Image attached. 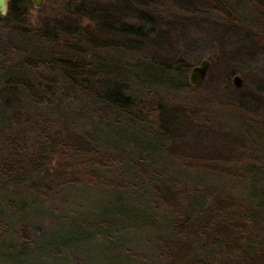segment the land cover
Masks as SVG:
<instances>
[{
  "label": "trees",
  "instance_id": "16d2710c",
  "mask_svg": "<svg viewBox=\"0 0 264 264\" xmlns=\"http://www.w3.org/2000/svg\"><path fill=\"white\" fill-rule=\"evenodd\" d=\"M165 1L111 0L101 6H110L108 15L117 13L108 30L131 36L121 43H101L115 50L117 58L96 55V40L73 21L56 19L54 25L46 21L38 29L30 27L33 0L8 1L0 20L5 31L0 39V264H20V259L51 264L55 256L56 264H103L117 261L121 253L126 264L264 261V183L258 185L264 169L255 160L263 153L264 114L240 103L236 114L191 112L142 96L161 84L173 91L197 88L188 84V65L156 64L135 56ZM211 1L230 25L264 50V0H247L261 10L250 23L233 17L235 6L228 0ZM59 2L67 14L81 18L89 13L84 0ZM122 12L139 25L115 27ZM84 41L89 51L81 45ZM128 54L132 59L124 60ZM135 62L139 71L129 80L126 72ZM261 88L254 93V107L259 100L264 103ZM73 104L77 111L69 113ZM46 111L56 116L54 123ZM229 114L237 123L218 122L215 130L226 129L238 153L217 160L237 168L208 171L204 169L214 161L194 159L199 167L186 170L178 155L175 166L156 168L153 152L175 155L170 139L183 126L201 122L211 130L217 117ZM137 138L148 145H137ZM246 151L255 157L247 158ZM189 173L200 177L201 187L186 185ZM215 175L232 181V190L219 186ZM239 182L245 184L239 188ZM88 192L102 201L88 202ZM61 228L75 234L58 238ZM151 234L160 243L157 249L150 247ZM91 243L95 248L105 243L106 255L84 256Z\"/></svg>",
  "mask_w": 264,
  "mask_h": 264
},
{
  "label": "rangeland",
  "instance_id": "374dc122",
  "mask_svg": "<svg viewBox=\"0 0 264 264\" xmlns=\"http://www.w3.org/2000/svg\"><path fill=\"white\" fill-rule=\"evenodd\" d=\"M108 1L111 0H84V4L86 5L85 8H88L87 11L89 13L84 12L85 16L80 18L79 15L65 13L61 9L59 0H53L52 2L46 0L40 8H30L28 12V21L31 25L30 27L34 29H38L41 23L46 21H50L53 25L56 19H62V21L67 23H69L68 21H73L76 23V26L86 29L88 36L96 40V42L92 44L96 55L100 57L111 56L117 58L119 55L115 50H109L101 43L105 41L121 43L128 40L131 36H118L115 31L108 30L110 27L107 25L114 24L115 21H117V13L109 14L110 18L108 13H106V11H111L110 6H107V9L104 7L101 9V6ZM127 1L134 0H120V3ZM228 1L236 8H234L233 17H244L248 23L254 20L255 17L258 18V14L261 12L258 7H253L247 0ZM176 2L166 0L162 3L163 7L156 12L158 18H156V20H158V22H156V24L154 23L153 32L148 35L146 40H143L144 45L141 49L136 51L135 56L138 58H147L156 64L169 62L186 64L188 65V71H186L187 80L191 68L196 66L201 59L209 60L211 62V67L205 81L195 89L173 91L170 87H167V85L161 84L158 85L156 89L151 90L150 93L142 92V96L148 98L155 96L156 99L164 103L171 101L172 104L178 107H185L191 112L204 109L210 113L218 112L222 114V116H224V112L236 114L240 103L251 108H256L264 114V103H262V100H259V104L255 107L252 101V99L258 95V87H262L260 93L264 94V50L258 49L252 40L247 38L245 31L230 25L226 21L227 19L215 10L216 8L211 4V0H176ZM237 2H240V4L237 5ZM121 6H123V4ZM134 7H137L136 3ZM120 15H122L121 21H119L115 27L121 25H139V22L134 21L131 15L124 14V12ZM96 19L100 21L103 27H97L96 24L98 21ZM4 33V29L0 26V39ZM81 45L89 51V46L86 41ZM89 56L90 54L87 55V57ZM127 59L131 60L132 57H129V54L124 55V60ZM42 69L43 67H40V70ZM128 71H130L126 72L128 79L133 80V75L137 74L139 71L137 62H135ZM153 75L156 76V73ZM234 75L243 79V90H241L242 88H238V90L233 86L232 79ZM59 86V84H56V87ZM255 92L257 93L256 96L254 94ZM56 98H58V94L55 96V99ZM226 100L234 102V105H227ZM76 107L75 104L67 107L69 109L68 112H76ZM46 112L48 115H45V117H48V121L54 123L56 116L52 117V112ZM42 113L46 114L44 111ZM212 115H210V118L214 121L215 118ZM223 121H231L233 125L237 123L229 114L225 116V118L217 117L214 125L211 122V125H213L211 130L209 128L210 126L201 124V122L183 126L180 129L179 136L170 139L171 141L169 144H173L172 151L175 152V155L171 156L166 152H159L157 150L153 152L154 158L157 159L156 168L161 169L164 166H175V164H178L176 163L177 159H175L177 155L184 159L186 170L199 167L193 162L194 159H205L206 162L214 161L213 165H208L207 168L204 169L208 171H212V169L227 171L237 168L238 166H235V164L221 163L217 160L220 156L234 157V155L237 156L238 153L236 148L230 145V140L232 138L226 133L227 130H224V128H222L223 130L221 131L220 129L215 130L217 123ZM74 122H76L75 119L73 123ZM247 137H249V135L244 134V139ZM145 140V138H137V145H148V143L144 142ZM261 148L263 153H261L262 155H256L257 157L255 160L259 161L258 164L260 165L258 167L264 169V143L261 144ZM248 157L252 159L255 156H249L248 153L247 158ZM247 158L246 160H248ZM182 167H184V165ZM199 170L201 169L199 168ZM222 176L215 175L214 178L217 179L219 186L225 188V191H231L233 182L221 179ZM184 181L186 185L189 187L192 186V188L201 187V184H203L200 177L194 176L193 173L187 174ZM263 183L264 180L258 183V185L263 186ZM242 184L245 183L239 182L236 186L240 188ZM85 196H88V202L93 200L98 202L102 201V198L97 197L98 194L88 192ZM138 200L140 201L141 199L138 198ZM59 231L60 233L57 234L58 238L63 236L67 238L75 234V231L71 232L67 228H61ZM139 238H141V236H139L138 239ZM161 238V240H164L165 236L163 235ZM150 240V247L157 249L160 244L157 237L151 234ZM143 243L142 239L139 244L142 248L146 246ZM104 244L102 248H95L93 243L87 244L83 249V255L87 258L94 256L96 258H101L105 256ZM121 254L117 261H111L109 263L105 261L103 264H120L121 262L126 264V260L122 258ZM18 262L20 264H39L35 259L31 261L20 259ZM56 262H58V260L55 256L50 263L56 264ZM65 263L74 264L69 261ZM257 264H264V261H257Z\"/></svg>",
  "mask_w": 264,
  "mask_h": 264
},
{
  "label": "water",
  "instance_id": "95a60500",
  "mask_svg": "<svg viewBox=\"0 0 264 264\" xmlns=\"http://www.w3.org/2000/svg\"><path fill=\"white\" fill-rule=\"evenodd\" d=\"M9 0H0V19L6 15ZM46 0H33L34 8L38 9ZM210 68V62L207 59L201 60L196 66L192 67L188 74V83L192 87L200 85L207 77ZM233 86L240 88L242 79L234 76L232 79Z\"/></svg>",
  "mask_w": 264,
  "mask_h": 264
},
{
  "label": "flooded vegetation",
  "instance_id": "af4514ba",
  "mask_svg": "<svg viewBox=\"0 0 264 264\" xmlns=\"http://www.w3.org/2000/svg\"><path fill=\"white\" fill-rule=\"evenodd\" d=\"M6 13H7V12H6ZM4 17H5V16H4ZM4 17H3V18H4ZM1 19H2V18H1ZM1 19H0V20H1ZM201 60H204V59H201ZM201 60H200V61H201ZM200 61H199V62H200ZM208 61H209V60H208ZM209 62H210V61H209ZM210 67H211V62H210ZM209 69H210V68H209ZM208 72H209V71H208ZM234 76H235V75H234ZM205 79H206V78H205ZM204 81H205V80H204ZM204 81H203V82H204ZM188 84H189V83H188ZM242 85H243V79H242V84H241V87H240V88L243 89ZM198 86H199V85H198ZM235 88H236V87H235ZM237 89H238V88H237ZM238 90H239V89H238Z\"/></svg>",
  "mask_w": 264,
  "mask_h": 264
},
{
  "label": "bare ground",
  "instance_id": "6f19581e",
  "mask_svg": "<svg viewBox=\"0 0 264 264\" xmlns=\"http://www.w3.org/2000/svg\"><path fill=\"white\" fill-rule=\"evenodd\" d=\"M34 7V6H33Z\"/></svg>",
  "mask_w": 264,
  "mask_h": 264
}]
</instances>
